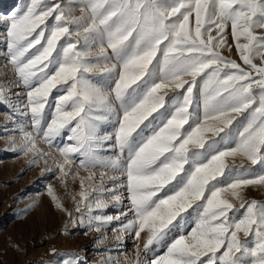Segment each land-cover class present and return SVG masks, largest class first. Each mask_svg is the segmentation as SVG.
Returning <instances> with one entry per match:
<instances>
[{"label": "snow or ice", "instance_id": "snow-or-ice-1", "mask_svg": "<svg viewBox=\"0 0 264 264\" xmlns=\"http://www.w3.org/2000/svg\"><path fill=\"white\" fill-rule=\"evenodd\" d=\"M3 23L6 67L27 89L20 114L30 116L32 129L19 128L13 150L31 153L30 165L51 156L65 187L69 176L79 180L73 211L47 188L69 223L80 213L79 223L87 216L99 232L119 219L93 215L109 206L103 193L121 203L105 184L119 179L111 169L126 178L133 213L121 230L137 238L147 231L144 251L164 241L189 209L196 213L194 227L149 264H264V201L244 197L248 186H264V173L248 176L235 164H264V0H28ZM229 27L243 66L224 54L232 47ZM54 90L60 95L46 112ZM198 91L202 117L193 108ZM240 116L247 123L235 146H225L226 129ZM113 117L116 130L108 135L104 124ZM157 119L160 126L144 136ZM105 146L126 159L101 155ZM237 171L244 174L232 178ZM165 189L171 194L158 196ZM66 255L63 264H78L74 253ZM125 261L144 264L139 249Z\"/></svg>", "mask_w": 264, "mask_h": 264}, {"label": "rangeland", "instance_id": "rangeland-1", "mask_svg": "<svg viewBox=\"0 0 264 264\" xmlns=\"http://www.w3.org/2000/svg\"><path fill=\"white\" fill-rule=\"evenodd\" d=\"M48 2L53 3L55 0H48ZM76 2L79 3V0ZM27 3L28 0H0V85L4 86L6 93V99L0 101V264H63V261L68 258L66 255L68 253H74L79 258L78 264H126L125 258L134 259L138 249L140 259L144 264H149L152 259L164 255L174 239L187 234L194 227L197 219L195 212L189 209L188 213L183 214L184 220L179 221V224L174 222L175 227H169L164 241L154 243L147 251H144L143 245L148 237L147 231L142 232L137 238L133 230H121L122 226L133 218V213L128 211L130 205L127 199L126 178L119 172L108 169L110 175L117 176L119 179L116 183L106 180L105 184L121 196V203L117 204L111 199V194L106 192L101 194V198L109 201L108 208L93 212V215H107L119 217V219H113L110 223L101 226L100 231L97 232L87 226V216L83 225L79 223L80 213L74 212L72 219L76 223H69L67 213L57 208L48 195L47 188L51 185L64 207L73 211L75 207L73 196H77L78 199L77 194L80 191L78 179L73 180L69 176L67 187H65L59 179V173L52 163L51 156L30 165L29 161L33 158L31 153L25 156L18 150H13L11 142L13 139L19 141L21 136L19 128L23 125L25 130L32 129L30 116L20 114L27 89L16 82L17 77L10 67H6V26L3 20L19 12ZM73 15H80L78 8ZM227 41L232 47L230 52L226 50L224 54L243 66L236 52L230 27ZM254 62L260 64L261 61L257 58ZM105 80L108 84H112L111 79L105 77ZM175 91L179 93L180 90ZM59 95V91H53L46 112L52 111L53 98ZM173 95L174 93L169 91V96ZM202 101V94L198 91L193 108L201 117L203 116ZM171 103V101L166 103L169 111ZM160 112H165V109H161ZM246 123L245 116H240L229 129H226L230 139L225 141V146H235L239 139L238 134ZM115 124V117L104 124L108 135L115 132ZM160 124V119L154 121L145 130L144 136L150 135L151 131L158 128ZM143 127L141 125V128ZM57 143L63 146L68 143V140L64 137ZM38 147L47 150V145L42 142L38 143ZM218 147L221 146L218 145ZM101 155L112 158L120 155L123 162L127 154L121 155L118 149L105 146ZM44 160L48 161L47 166ZM227 162L231 165L233 160L229 158ZM241 163L250 170L245 175L255 176L264 173V164L252 165L241 158L235 160V164ZM46 167L51 170L44 171ZM242 174L244 173L237 171L232 174V178ZM80 175L84 176L86 173L81 170ZM120 180L124 183L121 184ZM166 193L171 194L165 189L158 193V196L164 197ZM244 197L247 200L264 201V186H248L244 190ZM121 212H126L127 215L122 216ZM52 249L56 250L55 254Z\"/></svg>", "mask_w": 264, "mask_h": 264}]
</instances>
